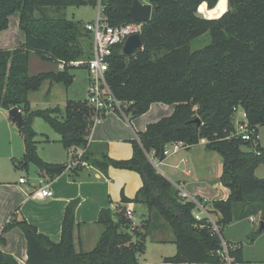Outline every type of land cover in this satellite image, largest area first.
<instances>
[{
    "label": "trees",
    "instance_id": "16d2710c",
    "mask_svg": "<svg viewBox=\"0 0 264 264\" xmlns=\"http://www.w3.org/2000/svg\"><path fill=\"white\" fill-rule=\"evenodd\" d=\"M132 1L0 0V32L7 29L9 17L18 13L25 35L21 47L0 48V109L17 107L22 113L24 125L18 133L24 145L23 167L33 164L50 179L67 169L38 156L31 123L41 118L59 135L66 151L85 148L80 163L104 174L109 168L136 172L142 186L134 199L122 201L142 204L147 210L141 232H124L121 224L129 222L118 223L110 208L102 209L96 221L102 232L89 252L74 249L77 201L64 209L57 243L25 219L10 222L1 235L13 227L22 231L26 264H138L146 240L175 246V254L162 259L164 264H222L217 252L223 225L252 216L264 224V179L255 176V170L264 164V147L256 138L258 127L264 126V0H227L226 12L213 19L200 17L198 8L205 4L214 9L219 0H148L152 10L140 32L142 50L135 57L124 58L118 54L120 46H115L108 60L106 82L130 118L143 115L153 103L173 105V112L138 134L131 142L128 160L110 159L103 145L88 141L89 124L83 114L86 106L67 101L64 111H31L29 94L39 91L46 81L68 88L73 82L69 72L73 67L30 76V53L55 66L91 58L90 34L84 24L66 19L65 9L99 4L106 22L120 26L132 23ZM48 10L53 14L48 15ZM88 36L90 52L84 50ZM204 37L208 38L205 44L200 40ZM238 109L245 113L248 124L256 127L255 142L231 136L232 116ZM202 141L206 150L220 156L218 183L229 191L226 200L212 202L219 234L205 220L194 219V204L180 199L175 185L148 157L162 161L168 145L182 143L190 149ZM229 254L234 264L243 262L241 247L231 248ZM0 264L18 262L0 248Z\"/></svg>",
    "mask_w": 264,
    "mask_h": 264
},
{
    "label": "crops",
    "instance_id": "0c3cea01",
    "mask_svg": "<svg viewBox=\"0 0 264 264\" xmlns=\"http://www.w3.org/2000/svg\"><path fill=\"white\" fill-rule=\"evenodd\" d=\"M172 112L173 105L153 103L146 113L136 118L123 116L120 113H108L101 120L96 121L94 110L86 105L83 114L89 124L87 139L90 143L103 145L110 159L128 160L132 156L131 142L138 139V134L143 132L148 124L156 123L161 118L171 115ZM46 138L48 140L45 142L46 144L59 143V139H49L48 136ZM169 147L172 151L171 145ZM84 151V147H76L67 151V154L69 152L72 155V160L70 159L68 163H64L65 156L68 157L66 154L65 156L64 154L55 155L57 160H44L47 163L67 166L62 174L53 179L39 172L35 167V170L32 171L33 183L23 189V195L19 202L21 209L16 211L17 209H14L15 202H11L10 199L6 200L3 206H0V227L6 225L8 221L10 223L25 219L29 224L35 226L39 233L48 236L57 243L60 239L64 209L71 201H77L73 230V243L76 252H89L95 247L102 232L96 221L99 212L104 208H110L114 221L118 223L129 222L127 225L126 223L121 224L122 231L133 232V230H138L141 232L147 216L146 207L142 204L122 201V198L130 201L134 199L142 186L140 176L133 171L114 168H109L104 174L88 164L84 166L83 163H80L81 161H76ZM171 151L164 160L156 164L158 172L172 184L179 185L188 195L206 200L210 203L207 207L208 210L214 213L212 202L226 200L229 195L228 189L218 183L222 165L221 169L214 166L218 163V159L213 155L215 152L206 150L203 141L190 149L180 148L175 153ZM148 157L151 162L155 161L151 155ZM161 165L167 169L168 175L159 169ZM200 167L204 168L201 169ZM26 182L24 184L19 182V184L25 186ZM40 182L49 185L50 197L42 198L38 195ZM127 210L131 211L130 216L126 215ZM214 216L215 218L218 217L216 213ZM249 222L253 224L255 221L249 220ZM1 236L4 239L2 246L4 248L0 246L1 250L13 256L18 264H26V242L22 231L18 227H13L5 234L2 233ZM15 239L16 245L14 244ZM148 242L157 246L168 245V243ZM16 246L20 249L19 253L16 252ZM242 260L243 262L240 264H264V260H260L258 257H249L243 251ZM138 264L156 263L151 262L149 258L143 257L141 260L140 254ZM157 264L164 263L161 260Z\"/></svg>",
    "mask_w": 264,
    "mask_h": 264
},
{
    "label": "rangeland",
    "instance_id": "374dc122",
    "mask_svg": "<svg viewBox=\"0 0 264 264\" xmlns=\"http://www.w3.org/2000/svg\"><path fill=\"white\" fill-rule=\"evenodd\" d=\"M140 1L144 4H148V0ZM220 1L223 3L225 2V0ZM220 6L221 5L217 4L216 8L211 10L207 7H204L203 10L200 9L198 11V14L203 18H218L220 15H223L226 12L220 11ZM52 12V10H48L47 14H53ZM64 13L66 19L68 20H75L82 24H93L96 19L97 6L68 7L65 9ZM207 39L208 38L206 37L201 38V43H207ZM24 42L25 35L19 27V16L18 13H16L9 17L7 29L0 32V48L2 50H11L21 47ZM84 50L86 52H90L91 50V40L89 36L85 41ZM48 71L55 72L58 71V68L54 64L40 60L32 53L29 54L28 74L30 76H36L39 73H45ZM69 72L71 75H73L74 80L68 88H65L60 84L49 83L46 81L42 84L39 91L29 94L28 100L31 111H42L53 108H59L61 111H64L67 101H72L75 105L79 106L87 105L86 90L89 82L87 81L88 75L86 70L83 66H81L79 68L73 67L69 70ZM240 119H243V111L238 109V111L232 116L231 120V126L233 130L236 129V123ZM31 125L34 132L37 134L35 140L37 142L36 147L38 156L44 161L47 159L57 160V155L64 154L65 156L66 154L68 157L65 156L64 163H68L72 158V155L69 152L68 155L67 151L61 146L60 143H45L48 142L46 136H48L49 139H59V135L51 129L48 123H46L41 118H34ZM257 140L258 144L261 147H264V126L258 127ZM167 149L169 152L171 151L169 145ZM23 150L24 145L21 136L18 133L17 126L9 119L8 111L0 109V206H3L6 200L10 199L11 202H15L14 209H17L16 211L21 209L19 202L23 195V189L33 183L34 176L32 171L35 170V166L33 164L28 165L29 169L23 167ZM213 155L216 156V159H218V163L214 164V166H218L221 169L222 163L220 156L217 153H213ZM210 163H212L211 160ZM200 168L203 169L204 167ZM159 169L162 171V173H168L167 169L162 165L159 166ZM255 176L257 178L264 179V164H261L257 170H255ZM21 178L27 181L25 186H21L19 184V179ZM209 204L210 203H206L205 208H207ZM210 214L212 218L215 219L214 213L211 212ZM252 218L253 221H255L253 224L249 222L248 218L223 225L221 227L220 234L223 240L227 244L231 245L232 248L235 246L237 248L241 247L242 251L247 256L253 258L258 257L260 260H264V229L259 232L260 220L257 216H252ZM14 244H17L16 239L14 240ZM16 252H20V249L17 246ZM175 252L176 248L174 245L168 244L157 246L151 245L147 241L145 242L143 251L141 253V260H143V257L146 259L149 258L151 262L157 264L164 257L173 256ZM161 255L163 256L162 258Z\"/></svg>",
    "mask_w": 264,
    "mask_h": 264
},
{
    "label": "built area",
    "instance_id": "2783aa9c",
    "mask_svg": "<svg viewBox=\"0 0 264 264\" xmlns=\"http://www.w3.org/2000/svg\"><path fill=\"white\" fill-rule=\"evenodd\" d=\"M142 25L138 23H129L120 26L109 25L103 17L102 9L100 5H97L96 19L93 24H84V29L90 34L92 39V52L91 58L86 61H76V62H58V71L64 70L66 66H71L79 68L81 66L87 72L88 75V86H87V104L93 108L95 112V120H101L104 115L108 113H120L125 116L124 107L125 105L118 101L111 93L107 82H106V72L109 67V58L112 54V49L115 46H121L125 39L133 34L141 32ZM235 110V109H234ZM238 110H236L237 112ZM231 136L240 138L242 141H253L255 142L256 137V127L250 126L246 120V115L243 112V119H240L236 123V129L231 134ZM257 138V137H256ZM173 153L178 151L180 148H184L182 143H172ZM168 147V146H167ZM165 149V157L169 154L168 149ZM258 154V153H257ZM76 161H80L77 158ZM155 159L152 162L156 168V164L160 163ZM85 166V164L83 163ZM21 184L25 183L24 179H20ZM178 190V196L184 201H189L194 204V209L192 215L195 220L202 221L205 220L207 224L212 226V229L219 234L218 226L216 225V218L213 219L209 210L205 208L206 200H201L193 196L188 195L184 192L179 185H175ZM38 195L42 198L50 197L51 192L49 190V185L45 182L39 183ZM126 215L130 216L131 211L127 210ZM249 220L252 222L253 218L250 217ZM9 221L7 222V224ZM4 226L0 227V236ZM220 249L217 252L222 264H234V258L229 254L231 245H228L222 237H220Z\"/></svg>",
    "mask_w": 264,
    "mask_h": 264
},
{
    "label": "water",
    "instance_id": "95a60500",
    "mask_svg": "<svg viewBox=\"0 0 264 264\" xmlns=\"http://www.w3.org/2000/svg\"><path fill=\"white\" fill-rule=\"evenodd\" d=\"M152 6L142 3L140 0H133L129 10V17L133 23H138L144 26L151 17ZM143 48L142 41L139 33H133L129 35L119 48L118 54L124 58L135 57ZM8 115L11 118V122L14 123L17 128H22L24 125L23 116L17 107L8 110ZM195 122L199 124V120ZM264 229V224L260 223L259 230Z\"/></svg>",
    "mask_w": 264,
    "mask_h": 264
},
{
    "label": "clouds",
    "instance_id": "9594fccd",
    "mask_svg": "<svg viewBox=\"0 0 264 264\" xmlns=\"http://www.w3.org/2000/svg\"><path fill=\"white\" fill-rule=\"evenodd\" d=\"M204 7H205V5L204 4H201L200 9L203 10ZM225 10H226V0L220 6V11H225Z\"/></svg>",
    "mask_w": 264,
    "mask_h": 264
},
{
    "label": "bare ground",
    "instance_id": "6f19581e",
    "mask_svg": "<svg viewBox=\"0 0 264 264\" xmlns=\"http://www.w3.org/2000/svg\"><path fill=\"white\" fill-rule=\"evenodd\" d=\"M223 2L222 1H220V3H218L219 5H221Z\"/></svg>",
    "mask_w": 264,
    "mask_h": 264
}]
</instances>
